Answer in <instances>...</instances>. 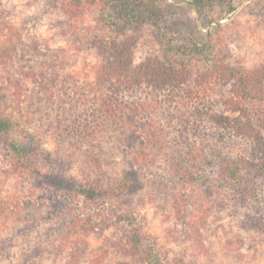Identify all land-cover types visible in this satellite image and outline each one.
<instances>
[{
    "label": "rangeland",
    "instance_id": "rangeland-1",
    "mask_svg": "<svg viewBox=\"0 0 264 264\" xmlns=\"http://www.w3.org/2000/svg\"><path fill=\"white\" fill-rule=\"evenodd\" d=\"M233 4L232 12L225 7L210 12L216 23L200 25L188 0H0V46L12 48L27 69L43 70L58 78L62 97L67 100V113L61 118L54 117L56 109L51 110L46 99L39 103L41 111L26 101V113L15 114L16 121L28 126L33 119L35 128L43 131L46 166L57 175H73L80 182L87 176L110 184L134 165L142 186L119 197L118 204L140 215L173 263L264 264V186L257 202L242 205L214 178V167L206 159L207 140L217 135L210 124L203 123L188 134L192 146L175 129L177 123L169 126V118L160 120L170 134L155 125L142 129L128 119L101 125L96 108L104 96L99 71L104 70L107 51L100 54L88 43L115 36L125 41L127 55L131 54L137 64L160 52L161 43L167 51L172 45V52L182 54L188 53L194 40L212 38L215 51L227 63L255 72L264 68V0H235ZM153 21L161 22L165 38ZM178 32L181 35L175 36ZM225 84L213 77L199 88L201 96L212 104L223 102L232 88ZM262 99L257 101L258 107L263 106ZM58 120L62 125L56 128ZM231 146L237 152L252 151L247 141ZM194 157L202 158L198 163L202 167L192 166ZM178 163L195 172L198 180L177 172ZM12 164L0 149V192L5 194L30 184ZM43 192L53 198L48 199L49 204L58 205L54 193L58 191ZM50 216L52 213L46 219ZM41 220L38 230L42 232L30 239L21 237L15 248L17 252L37 248L40 255L27 258L34 264H64L73 253L77 257L70 262L74 264H135L125 253L123 232L114 225L66 239L61 248L62 220ZM14 263L0 259V264Z\"/></svg>",
    "mask_w": 264,
    "mask_h": 264
},
{
    "label": "trees",
    "instance_id": "trees-1",
    "mask_svg": "<svg viewBox=\"0 0 264 264\" xmlns=\"http://www.w3.org/2000/svg\"><path fill=\"white\" fill-rule=\"evenodd\" d=\"M234 1L188 0L200 25L216 23L210 12L218 7L227 8L228 13L234 11ZM152 23L162 31L158 34L165 38L161 22ZM124 42L107 35L88 43L100 54L107 51L106 65L99 71L104 96L96 112L100 113L97 118L101 125L121 124L128 119L142 129L155 125L170 134L160 120L169 118V126L177 123L175 129L191 145L188 134H193L194 128L200 129L203 123L210 124L217 135L207 140L210 145L206 159L207 164L214 167V178L234 193L238 203L257 202L264 186V104L257 106L259 99L264 100V68L246 72L240 66H232L219 51H215L212 38L194 40L188 53L182 54L178 50L172 52V45L167 51L160 42V52L137 64L131 54L127 55ZM11 49L0 46V149L30 184L22 186L19 192H0V259L16 262L14 264H34L27 258L38 257L41 252L37 248L17 252V241L21 237L30 239L39 235L41 219L48 223L61 219V248L66 239L114 225L123 232L125 253L135 264H196L184 260L173 263L148 232L140 215L119 206V197L133 194L142 186L140 173L134 165L125 168L119 180L110 184H100L87 176L80 182L73 175H57L46 166L48 157L43 131L35 128L37 124L33 119L30 125L21 126L15 114L24 115V104L29 100L30 106L41 111L39 103L46 99V105L51 110L56 109L54 117L61 118L67 113V100L62 97L63 88L58 78L43 70L27 69ZM213 77L232 87L223 102L214 104L208 97L203 98L199 90ZM192 118L196 121L192 122ZM58 121L60 124L56 122V128L62 125V121ZM74 129L80 130L79 127ZM236 141L249 142L252 151H235L231 145ZM202 158L194 157L192 166L202 167L198 164ZM175 170L192 181L198 180L197 174L184 170L182 164H176ZM46 189L58 191L54 192L58 205L49 204L48 199L53 198L43 192ZM44 207H47L45 213ZM51 213L50 219H46ZM10 220H13L12 225L6 227ZM75 256L73 253L64 264H74L70 261Z\"/></svg>",
    "mask_w": 264,
    "mask_h": 264
}]
</instances>
